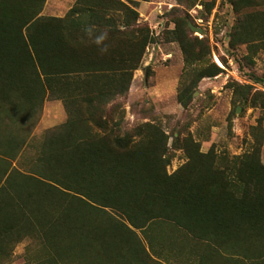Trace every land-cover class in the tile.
Returning <instances> with one entry per match:
<instances>
[{
    "label": "trees",
    "instance_id": "obj_1",
    "mask_svg": "<svg viewBox=\"0 0 264 264\" xmlns=\"http://www.w3.org/2000/svg\"><path fill=\"white\" fill-rule=\"evenodd\" d=\"M44 2L0 0V110L34 109L51 94L86 110H75L46 135L38 173L1 156H16V138L0 142V264L12 262L14 248L28 237L41 246L30 264H125L128 255L147 264L135 232L106 221L98 212L106 208L139 228L165 217L219 255L238 254L220 256L226 263L264 264L263 165L242 160L229 180L212 161L193 173L197 162L190 160L167 175L155 135L146 134L139 151L136 138L116 136L113 146L105 132L92 131L107 128L98 112L128 91L150 42L139 12L123 0H77L64 17H45ZM221 71L213 64L198 81ZM191 98L190 88L178 93L185 107Z\"/></svg>",
    "mask_w": 264,
    "mask_h": 264
},
{
    "label": "rangeland",
    "instance_id": "obj_2",
    "mask_svg": "<svg viewBox=\"0 0 264 264\" xmlns=\"http://www.w3.org/2000/svg\"><path fill=\"white\" fill-rule=\"evenodd\" d=\"M76 1L45 0L41 15L64 17ZM123 1L139 12V23L148 25L150 42L128 91L101 106L98 117L108 118L107 128L93 126L92 131L105 132L113 146H118L116 136L136 138L139 151L146 134L155 135L167 175L190 160L197 162L193 173L212 161L218 170L226 169L229 180L242 160L264 166V0ZM213 64L222 71L198 81L199 72ZM185 88L192 92L186 107L178 100ZM76 106L66 95L51 94L34 109L2 108L0 142L13 137L21 143L16 156H9L15 167L40 171L37 163L46 135L76 115L75 110H86ZM106 211H98L106 221L122 231L124 222L135 232L146 249L141 255L147 264H234L220 256L239 257L225 250L219 255L210 242L165 217L139 228L122 211ZM40 252L39 241L28 237L14 248L9 264H30ZM127 257L125 264H142Z\"/></svg>",
    "mask_w": 264,
    "mask_h": 264
},
{
    "label": "crops",
    "instance_id": "obj_3",
    "mask_svg": "<svg viewBox=\"0 0 264 264\" xmlns=\"http://www.w3.org/2000/svg\"><path fill=\"white\" fill-rule=\"evenodd\" d=\"M7 41H9V40H7ZM3 46L5 47V45H3ZM6 47L9 49V43L8 42L6 43ZM0 49H2V48L0 47ZM1 156L4 157V158L10 159V157H9L10 155L9 154H7V155H1ZM11 161H12V167H15V163H14V160L12 158H11Z\"/></svg>",
    "mask_w": 264,
    "mask_h": 264
},
{
    "label": "water",
    "instance_id": "obj_4",
    "mask_svg": "<svg viewBox=\"0 0 264 264\" xmlns=\"http://www.w3.org/2000/svg\"><path fill=\"white\" fill-rule=\"evenodd\" d=\"M192 28H193L195 31H199V32H201V31H202V29H201V28H197V27H194V26H192Z\"/></svg>",
    "mask_w": 264,
    "mask_h": 264
}]
</instances>
